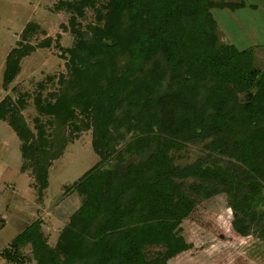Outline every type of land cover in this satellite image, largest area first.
Masks as SVG:
<instances>
[{
	"label": "trees",
	"instance_id": "16d2710c",
	"mask_svg": "<svg viewBox=\"0 0 264 264\" xmlns=\"http://www.w3.org/2000/svg\"><path fill=\"white\" fill-rule=\"evenodd\" d=\"M109 4L115 19L98 32L92 48L74 49L76 68L67 91L42 109L65 124L72 116V104L93 105L94 150L99 154L101 149L106 159L119 151L121 142L120 160L135 159L120 173L103 166L102 157L73 183L85 192L56 246L47 244L36 219L2 256L24 264L20 246L29 243L37 264H164L163 256L149 257L147 250L167 242L174 251L181 246L174 233H179L193 206L186 195L190 179L197 182L192 186L195 195L205 199L232 195L245 218L234 230L241 236L255 232L264 241V69L254 66L252 50L218 42L210 12L212 7L240 8L244 2L110 0ZM121 9L132 20L127 35H119L115 25ZM133 23L144 31L133 30ZM122 44L132 55L126 73L138 68L150 48H157L166 61L167 77L147 81L124 77L122 87L109 78L106 88H89L102 68L100 55L114 63ZM26 52L10 51L3 88L17 74ZM228 86L243 98L229 102ZM201 89L206 90L200 98ZM17 101L21 104L22 97ZM0 120H6L21 140V170H26L27 161L41 198L48 186V168L61 152L47 149L41 133L34 137L9 98L0 100ZM199 142H204L205 155L189 164L175 162V152Z\"/></svg>",
	"mask_w": 264,
	"mask_h": 264
},
{
	"label": "rangeland",
	"instance_id": "374dc122",
	"mask_svg": "<svg viewBox=\"0 0 264 264\" xmlns=\"http://www.w3.org/2000/svg\"><path fill=\"white\" fill-rule=\"evenodd\" d=\"M109 1L93 0L92 4H86L83 0H0V100L9 98L34 137L38 138L41 133L47 149L52 153L61 152L48 168V186L39 198L27 161L28 167L21 170L22 142L8 122L0 120V264H14L2 252L36 219L41 221V234L47 244L56 246L85 192L73 183L102 157L103 166L113 167L120 173L127 171L128 163L135 159L126 156L120 160L123 158L121 142L116 148L119 151L106 159L101 149L99 154L94 150L93 105L72 104V116L65 124L42 109L45 105L51 107L56 97L67 91L76 68L72 61L74 49L92 48L98 32L115 19ZM232 1H243L244 6L210 8L217 23L218 42L232 43L238 50L254 51V66L264 69V0ZM116 17L119 35H127L132 24L129 14L121 9ZM132 27L137 32L144 31L138 23ZM14 48L27 52L19 60L17 74L3 88L5 61ZM155 49L150 48L131 73H126V69L132 55L124 44L116 49L114 63L100 55L102 68L89 88L104 89L109 78L113 85L122 87L121 78L132 79L134 75L139 81L158 76L165 79L166 61ZM205 90L201 89L200 98ZM227 96L229 102L240 101L243 93L228 86ZM19 97H22L21 104L17 101ZM261 125L264 126V120ZM205 153L204 142L189 143L174 153V160L179 165L189 164ZM196 183L193 179L186 182V195L193 206L182 221L179 233H174V239L182 241L181 246L175 251L170 249V242L151 246L148 256L159 254L164 264H264V241L255 232L241 236L238 229L234 230L245 220L236 208L239 204L235 198L219 193L205 199L195 195L192 186ZM20 252L25 256L24 264H37L29 243L20 246Z\"/></svg>",
	"mask_w": 264,
	"mask_h": 264
},
{
	"label": "water",
	"instance_id": "95a60500",
	"mask_svg": "<svg viewBox=\"0 0 264 264\" xmlns=\"http://www.w3.org/2000/svg\"><path fill=\"white\" fill-rule=\"evenodd\" d=\"M246 96L248 97V94Z\"/></svg>",
	"mask_w": 264,
	"mask_h": 264
},
{
	"label": "crops",
	"instance_id": "0c3cea01",
	"mask_svg": "<svg viewBox=\"0 0 264 264\" xmlns=\"http://www.w3.org/2000/svg\"><path fill=\"white\" fill-rule=\"evenodd\" d=\"M254 52V51H253Z\"/></svg>",
	"mask_w": 264,
	"mask_h": 264
}]
</instances>
